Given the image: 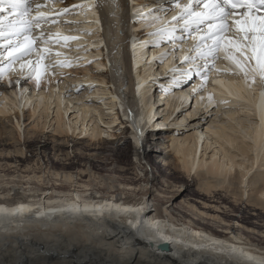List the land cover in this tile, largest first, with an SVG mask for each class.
Returning <instances> with one entry per match:
<instances>
[{
	"label": "bare ground",
	"instance_id": "bare-ground-1",
	"mask_svg": "<svg viewBox=\"0 0 264 264\" xmlns=\"http://www.w3.org/2000/svg\"><path fill=\"white\" fill-rule=\"evenodd\" d=\"M50 1L34 0L47 10V15L54 13ZM178 1L181 0H99L101 7L90 6L88 0L62 2L59 9L77 4L78 11L63 17L61 24H66V27L54 23L55 33L50 34V40L38 42V48L34 45L35 52L45 47L53 54L65 56L63 53L67 52L68 59L56 60L57 67L60 66L62 70L70 71L77 64L72 63L74 61H82L83 64L91 60L98 62L95 67L81 68L80 78L73 80L74 83L79 82L75 89L71 88L70 83H57V77L51 78L52 84L45 78L43 89H37L34 83L28 81L23 86L6 87L0 84V94H3L0 114L9 121L15 119L13 134L18 136L15 134L17 146L14 151L24 154L21 148L27 144L30 146L33 141L35 131L26 132L24 129L26 110L39 118L38 124L44 130L52 125L54 132L64 139L57 145L60 152L64 144L69 143L70 136L74 142L73 152L93 151L91 156L128 152V146L124 144H127L129 134L134 140L129 151L138 157L140 166L144 161L151 165L156 158L154 156L160 158L162 151L170 147L175 159L169 164L198 180L202 190L208 192L206 195L211 194L212 197L214 190L223 188L226 195H232L235 203H244V195L247 194L245 203L264 213V87L253 82L251 77L246 80L231 73L221 76L222 70L228 68V61L219 59V65L223 63L227 66L216 67L213 77L209 78L212 83L207 85L206 92L198 93L197 99L212 93L216 101L227 103L213 106L198 101L191 109L179 112L190 99L191 85L182 90L162 91L157 89L156 84L162 83L167 88L169 80L150 83L153 77L162 75L174 66H181L180 60L184 55H196L192 48L200 35L185 44L182 43L187 39H177L174 43L161 42L155 47L141 43V40L158 39L143 33L175 24L171 11L175 7L174 2ZM117 3H120L119 8L116 7ZM128 3L136 4L138 8H129ZM158 4L163 6L162 10H155ZM137 11L145 14L143 20L133 15ZM60 14L64 15L62 12ZM73 18L76 22L71 21ZM101 21L104 26L102 35L99 34ZM180 25L175 33L177 37L181 36ZM70 26L74 27L73 31L69 29ZM140 29H143V33ZM87 32L94 35L89 37L90 47L79 52L67 46L75 39H62L64 36L77 37L79 33L86 35ZM56 34L61 37L60 42L56 41ZM37 36L41 37V34ZM137 36L140 39H136ZM94 37L95 40H92ZM81 43L76 41V47H81ZM5 48L3 44V54L0 55L5 56ZM46 56L43 64L49 62ZM61 61L66 63L61 64ZM10 65V71H6L5 75L8 79L16 78L20 61H12ZM0 66L9 68L8 63ZM195 81V84L200 82L198 79ZM81 85L84 87L81 88ZM237 103L243 107L234 108ZM133 113L135 124L132 121ZM118 125H121L119 131L122 128L125 130L122 129L119 134L110 132ZM137 126L145 130L140 152H137L139 141L135 139ZM87 136L88 140L81 141ZM20 137H24V142L19 140ZM65 156H69V153ZM147 165L143 164L146 166L143 190L139 188L137 193L133 192L138 196L134 198L116 195L117 185L113 181L107 188L111 191H104L105 195L102 192V195H98L99 191L95 190L90 193L93 188L86 182L83 185L81 179L87 176L90 182L96 175L86 170L77 175L70 170L53 174L55 177L62 175L60 178H63V182L69 184L70 189L65 191L66 194L59 193L64 191H44L37 200L15 202L6 201L4 195H0V264L264 262L263 230L254 231L262 239L247 237L243 228L237 226V222H240L237 217L224 211L220 214V206L212 204V207L205 204L208 207L202 210L188 202L190 213L179 218L173 209L161 203L160 196H154L159 178L156 175L158 165H152V171ZM239 183L243 186L239 187ZM0 190V194L4 193L3 188ZM130 190L137 191L133 187ZM112 192H115L114 195H110ZM149 207L155 209L149 211ZM209 210L218 213L211 214ZM145 212L147 215H144ZM225 215L232 218L227 221L223 218ZM205 219L213 224L205 223Z\"/></svg>",
	"mask_w": 264,
	"mask_h": 264
},
{
	"label": "rangeland",
	"instance_id": "rangeland-1",
	"mask_svg": "<svg viewBox=\"0 0 264 264\" xmlns=\"http://www.w3.org/2000/svg\"><path fill=\"white\" fill-rule=\"evenodd\" d=\"M51 1H54V2L57 1L58 4H55ZM51 1L49 4L50 8L51 6L60 7L62 2L70 1V0H64V1L51 0ZM74 11H78V8H76V10ZM68 14L74 15L75 12L73 13V11H69ZM71 21H75L74 18ZM43 23L44 22H40L39 27L44 28V29L46 27H50L53 24V23L50 24L47 22L44 24ZM54 25H52L51 27H54ZM61 25L63 27L67 26L66 24H61ZM69 29L73 31L74 27L70 26ZM85 34L86 35H84V33H79L76 39L72 41L71 43H69V45H67L68 48H70L71 50H78V52L81 51L82 49H88V47H90L88 45L90 43L89 37L91 36L93 37L94 35L93 33H89V32ZM92 40H95V37ZM76 41H82V43L80 44L81 47H78V48L76 47ZM2 51H0V54H3ZM50 55L55 56V54L53 53H50L49 56ZM49 56L47 55L46 57H48L49 61H51L53 57L50 58ZM62 56H63L62 58H65L64 55ZM6 58L8 59V56ZM65 59H68V58H65ZM93 61L94 62L90 64L89 63L83 64L82 61H76V62L74 61L72 63H77V64L76 66H73L70 71L62 70L61 67L58 66V67H55L54 74H53V68L49 66L48 71H47L48 76L51 78L57 77L55 79L60 80L59 81L60 85L64 84V82L70 83L71 88H74V86L79 84V82L74 83L73 80L76 78H80L78 76H80L81 74L80 73L81 68L91 67V66L95 67L98 61L97 60H93ZM102 62H103V59H102ZM12 79H15V78L12 77ZM3 80H4V84L7 83V81L9 80L8 76L5 75ZM27 81L29 83H34V78L33 80H27ZM50 84H52V82H50ZM41 88L43 89V85ZM65 91H67V89H65ZM2 95L3 94H0V107L1 105H3ZM240 106L243 107L240 103H237L234 105V108H238ZM215 108H218V107H215ZM30 112H31L30 110H26V116L24 118L26 119L24 120L25 121L24 129L26 130V132H28L29 130L30 131L34 130L35 133L33 135L34 138L32 137L33 141L31 142V145L29 146L27 144V146H23L21 148V151L24 152V154L17 153L14 151L15 146H17V142L15 141V136L17 134L16 133H15L16 135L13 134L15 119H12L11 121H9L8 119H6L4 115L0 114V131H1L0 132V188L4 189L3 190L4 193H1L0 195H4L6 201L15 202L18 200H23V199L37 200L41 195L43 196L44 191H47L48 193L52 191H55V192L64 191V192H59V193L66 194L67 192L65 191L70 189L69 184L66 182L65 183L63 182V178H60L62 175L59 177L57 176L55 177L54 175L57 172H69V170L71 172H74L76 175L82 172V170L83 171L86 170L88 172L92 171V174L95 173L94 175L96 176L95 178H92L93 181L90 180L89 182L90 178L87 176L86 178L81 179L83 183L82 181H80L83 185L86 183L90 184V188L91 189L93 188L90 191V193L93 192V190L99 191L98 195H100L101 192L103 194L104 191L106 193L110 192L111 190H107V188L109 187L108 184L111 181H113L115 183L114 185H117L115 186L116 191L112 190L118 193V194L116 193V195H120L121 197H125V196H130L132 198L138 197L133 192L137 193L140 190L139 188L142 189L144 187L145 181H143V179L145 178L144 174L146 172L144 173V170L146 171L145 169L146 166H143V164L147 165V163L146 161H144V163L140 166L138 157H136L135 155H133L131 151H129L131 149V146H133L132 143L134 141L131 135L129 134L127 135L128 136L127 144H124L125 146H128L127 148L128 152L121 151L119 153H115V152L114 153L113 152L99 153V155L97 156H91V153L93 154V151L92 152L85 151V152L80 153L77 150L73 152L72 146L74 142H72L73 139L71 136L69 139L70 140L69 143L66 142V144H64V147H62L63 149L62 152H60L59 149L57 148L58 147L57 145L60 142H64V139L59 137L58 134L54 132L53 126L50 124H49L50 128H46L44 130L42 126L38 124L37 120L39 118L36 116H32ZM8 117L11 118V116H8ZM251 118L254 119L255 117L252 115ZM161 119L162 118H160V120ZM120 126L121 125H118L117 127L114 126L115 128L113 127L112 130H110V132L112 133L118 132L117 134H119L120 131L125 130V128H122L123 130L121 129L119 131ZM8 130H9V133H7ZM2 134H5V135L3 136ZM75 137L77 138V136H74V138ZM86 139L87 140L89 139L88 136L84 139H81V141H85ZM19 140L23 141L24 137L22 139L20 137ZM164 141H166V139ZM41 146H43V148H41ZM159 151L161 150L159 149ZM67 152L69 153V156H65ZM164 152H166V155ZM161 154L162 156L160 158H157V155L154 156L156 157L155 158L156 160L154 159L151 165H147V167L149 166L148 169L152 171V165H155V164L156 166L158 165L157 167L159 171L158 173H156V175H158L159 178L157 181V186L155 187L156 191H154L155 193L154 196L156 197L160 196L161 203H165L166 206L173 209L174 214H177L179 218H183V215L190 213L188 211L189 209L188 202H191L197 205L198 208H201L202 210L208 206L212 207V206L218 205L220 206V209H219L220 214H223L224 212H226L227 214H231L232 216H235L240 220V222H237V226H241L243 228V231H244L243 233H245L247 237L248 236L257 237L256 238L257 240L263 238L262 236H259V234L255 233L254 231H257V230L264 231V213L262 210L254 208L252 204L247 205L245 203L247 201V197H246L247 194L244 195V200H243L244 203H241V202L235 203L233 198L231 197L232 195L230 194H229L230 196L226 195V192L223 190V188L221 190H214L215 192L212 193L213 194L212 197H211V194L206 195L208 192L206 193L202 190L201 185L199 184L198 180L192 179L193 178L192 176L188 177L186 175L187 173L183 172L184 173L183 174L182 171L178 167H175V165L169 164L173 159H175V153L172 150V148L170 147L167 148L166 151H162ZM36 176L40 177V179L37 178ZM151 177L153 176L151 175ZM96 178H98L99 180ZM106 178H107V181H106ZM101 179H103V181H106V182L101 181ZM109 179H112V180H109ZM100 181L103 183L101 184ZM238 185L239 187L241 185L243 186L242 183L241 184L239 183ZM132 187L133 189H137V191L135 190L131 191L130 189H132ZM149 187H151V185H149ZM198 191H200L201 193ZM115 192H112L111 194L110 193L109 194L114 195ZM205 204H207L208 206H205ZM152 209H155V207H153ZM210 213L217 214L218 212L215 213L213 211H210ZM230 216L225 215L223 216V218H225V220L228 221L232 218ZM207 222H209V220L205 219V223ZM209 223L213 224L211 222ZM213 227H216V226L214 225ZM229 236H232V235L229 234ZM43 239L47 241L50 240V238H47V239L43 238Z\"/></svg>",
	"mask_w": 264,
	"mask_h": 264
},
{
	"label": "snow or ice",
	"instance_id": "snow-or-ice-1",
	"mask_svg": "<svg viewBox=\"0 0 264 264\" xmlns=\"http://www.w3.org/2000/svg\"><path fill=\"white\" fill-rule=\"evenodd\" d=\"M195 3H203V9L199 12L192 11V0H189V3L183 6L180 15L172 18L175 24L167 28L161 26L154 32L148 33H143V29L139 30L146 36L158 37L157 40L152 41L141 40L142 44L155 47L161 42L174 43L177 39L182 40L183 37L175 35L181 20H183V24L180 27L184 32H188L192 25H196L197 29H199L200 25L207 24V28L204 30L205 35L199 37L193 48L196 55H184L180 60V65L186 64L188 66H174L166 70L162 75L153 77L150 81V83L155 84L157 81L169 80L170 85L167 88L162 83L156 84L157 89L162 91L182 90L191 85L190 99L179 112L191 109L198 101L202 104H212L213 106H217L219 103H227V101H216L212 93H209L206 97L199 96L197 99L198 93L206 92L207 85L212 83L209 77L211 72L216 70V61L219 59L228 61V68L223 70L225 75L230 72L232 75L242 76L246 80L251 77L253 82H257L261 87H264V0H195ZM88 4L101 7L99 0H88ZM78 6L77 4H71L62 9H53V16H45L40 11L41 4L36 3L34 9L36 16L29 20L28 17L33 11L30 7V0H0V27L3 25L5 19L3 13L6 9L9 10L8 15L14 18L11 25L14 29L13 34L19 35L21 30H30L33 24L39 27L41 19H57L61 12L66 15L69 11H74ZM128 6L129 8H138L136 4L130 5L128 3ZM116 7L119 8L120 3H117ZM177 7H179V4H177ZM162 8L163 6L158 4L155 10L159 11ZM133 15L140 16V19L143 20L145 14L137 11ZM125 23L127 24L128 20ZM133 23H136V21H133ZM3 35V31H0V37ZM55 39L60 42L61 37L59 34H56ZM62 39L68 41L76 39V37L64 36ZM136 39H140V37L137 36ZM34 43V39H29L27 36L24 37L23 42L18 43L15 47L9 41L8 60H0V65L8 63L9 68L6 69L0 66V84L6 87L23 86L25 81L33 80L34 78V86L39 89L45 83V78H47L48 83L51 82L47 69L51 66L54 74L56 65L55 63L51 65L42 63L51 50L45 47L36 51V58L31 59L30 57L34 54ZM35 47L38 48L39 46L35 45ZM222 51L224 53L223 56H221ZM56 55L59 56L60 53H56ZM12 61H20L19 74L15 79H9L4 84L5 72L10 71V62ZM93 62L89 61L88 63ZM159 62L162 63L163 61L159 60ZM60 63L63 64L66 61H61ZM197 79L200 81L199 84L193 83ZM57 83H59L58 79ZM83 87L84 85H81V88ZM89 87H92V85H89ZM79 90L77 89V91ZM128 111L131 110L129 109ZM134 116L135 114L133 113L132 121L135 124ZM144 136L145 130L137 126L135 131V139L139 141L137 152H140L143 148ZM148 210L151 211L152 209L149 207ZM144 215H147V212Z\"/></svg>",
	"mask_w": 264,
	"mask_h": 264
}]
</instances>
